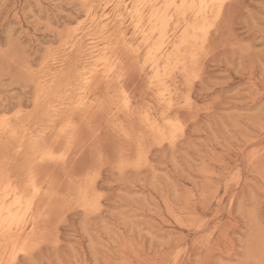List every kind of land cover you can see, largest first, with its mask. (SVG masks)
Instances as JSON below:
<instances>
[{"label": "rangeland", "instance_id": "1", "mask_svg": "<svg viewBox=\"0 0 264 264\" xmlns=\"http://www.w3.org/2000/svg\"><path fill=\"white\" fill-rule=\"evenodd\" d=\"M118 3L0 0V165L43 192L35 239L6 264H264V0H227L171 107L124 49L111 78L66 90L108 29V44H136ZM42 89L68 102L57 126ZM162 110L177 121L165 139L141 117ZM22 140L56 158L25 162ZM86 176L93 209L78 196Z\"/></svg>", "mask_w": 264, "mask_h": 264}, {"label": "bare ground", "instance_id": "2", "mask_svg": "<svg viewBox=\"0 0 264 264\" xmlns=\"http://www.w3.org/2000/svg\"><path fill=\"white\" fill-rule=\"evenodd\" d=\"M118 2L125 5V11L132 20V26L137 32L136 44L130 43L125 37L111 45L108 44L112 37L108 29L105 36L107 47L102 50L97 49V45L89 48L86 58H96L94 63L89 66L82 61L80 63L82 70L67 81L66 90H70L69 86L72 88L75 81L81 85H89L99 74L111 78L123 63V55L121 56L118 51L124 49L141 64L143 70L151 71L150 83L156 89L155 96L159 95L158 97L171 107L173 95L176 94L175 88L174 91L171 89L173 82L178 73L186 74L184 77H187V74L188 77L191 76L190 73L192 74L198 58L197 49L206 43L209 29L222 15L227 0H144L142 3H139V0H118ZM116 8L118 10V7ZM120 19L124 20L123 17ZM59 74H53L51 82H56ZM124 94L125 91L122 95ZM40 96V103L47 107L46 114L51 116L52 126H57L67 110L68 102L64 98L58 100L59 105L54 104L55 101L50 102L54 95L49 89H42ZM128 102L124 100L125 107H128ZM163 112L160 117H152L149 112L141 117H144V122L164 138L166 129L176 127L177 121L170 119L166 111ZM10 127L11 125L6 131L10 133L11 138L25 137ZM69 128L70 124H66L63 130L67 131ZM42 136V139L46 138L45 135ZM24 143L25 140H22L19 146L23 147ZM24 148L22 151L27 154L25 162L36 156L50 160L56 158L53 152L47 150L45 143L38 145L30 143ZM1 165L0 264H6L7 260L15 259L19 252H27V244L35 239L42 215L39 211V199L43 192L32 173L26 178L25 187H19L8 172L9 169H3ZM92 181L93 177L86 176L78 190L79 200L84 208L93 209L96 204L92 194ZM44 195L52 196V193L47 191Z\"/></svg>", "mask_w": 264, "mask_h": 264}]
</instances>
